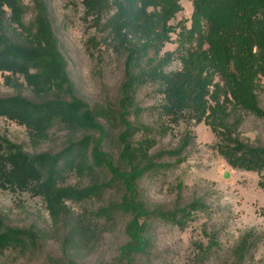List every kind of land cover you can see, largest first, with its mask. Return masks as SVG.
Listing matches in <instances>:
<instances>
[{"label": "trees", "instance_id": "obj_1", "mask_svg": "<svg viewBox=\"0 0 264 264\" xmlns=\"http://www.w3.org/2000/svg\"><path fill=\"white\" fill-rule=\"evenodd\" d=\"M191 1L194 10L190 28L179 32L175 52L160 56L171 35L176 34L171 21L182 11L180 0H82L85 14L98 22L115 8L107 28L115 50L125 55V79L115 110L91 105L76 95L55 36L48 0H32L36 17L29 25L24 22L22 0H0V72L21 76L39 98L35 101L22 93L0 96V117L24 126L35 142L48 139L57 124L71 133L64 148L54 153L29 154L0 137V186L41 197L54 225L70 214L68 203L100 199L110 189L120 191L118 200L92 212L96 221L107 223L114 222L118 215L128 217L127 240L118 247L113 264H143L142 260L151 258V220L184 228L196 211L206 209L200 200L169 211L151 209L139 199L138 182L144 176L173 166L157 160L167 155L176 158V164L182 163L183 152L192 140L185 135L177 149L150 153L155 146L153 130L128 118L131 113L138 117L142 112L135 101L136 89L142 84H159L164 99L160 114L171 122L178 123L187 116L211 127L223 141L219 152L227 163L234 169L259 174V186L264 190V145L249 144L235 136L231 127H237V120L229 125L240 112L264 118L257 94L259 83L264 81V0ZM7 19L23 30L26 43H17L6 33ZM175 54L182 68L167 73L165 67ZM6 83L19 87L10 76H6ZM119 123L123 129L115 157L104 149V143L110 136L107 126ZM140 132L144 137L133 144L131 138ZM79 133L81 137L74 139ZM69 173L81 180L91 178L90 182L81 187L68 185ZM99 173L106 177L101 178ZM82 216L88 220L86 213ZM77 226H72L67 235L70 243L75 241L73 231ZM38 238V231L8 226L0 215V253L34 247ZM245 242L237 248L239 257ZM65 260L49 256L47 264H80Z\"/></svg>", "mask_w": 264, "mask_h": 264}, {"label": "rangeland", "instance_id": "obj_2", "mask_svg": "<svg viewBox=\"0 0 264 264\" xmlns=\"http://www.w3.org/2000/svg\"><path fill=\"white\" fill-rule=\"evenodd\" d=\"M26 8L24 22H34L36 10L32 0H22ZM182 11L171 21L176 34L166 44L160 56L175 52L179 44V32L190 28L194 10L191 0H180ZM50 19L59 49L67 62L69 77L75 93L91 105L111 106L118 109L121 86L125 79V55L114 48L113 36L107 28V20L98 22L85 14L82 0H48ZM7 18L10 12L7 10ZM6 33L17 43H26L21 28L6 20ZM182 68L178 54L165 67L167 73ZM10 76L19 87L8 85ZM257 90L260 106L264 109V81ZM18 93L38 101L26 86L24 79L0 72V96ZM135 101L142 109L139 116H128L132 123L140 122L153 130L155 146L151 154L162 150L177 149L185 135L192 140L183 152L184 161L176 164V158L164 155L157 161L172 163V167L153 172L138 182V196L148 208L166 211L177 206L200 200L206 209L196 211L184 228L153 219L148 237L152 256L143 264H264V190L259 186L260 175L231 167L219 152L223 143L204 122L197 123L184 116L178 123L160 114L164 103L158 83L147 82L136 89ZM237 120L231 130L242 141L264 145V118L240 112L229 125ZM105 122V121H104ZM110 136L104 149L115 157L120 151L118 135L121 123L107 126ZM222 132V130H220ZM74 135V139L81 137ZM144 133H137L131 142L141 140ZM0 137L21 146L29 154L44 151L58 152L68 142L71 133L62 125L53 126L48 139L35 142L22 125L0 117ZM124 168V164L118 163ZM98 176L105 178V173ZM91 178L81 180L74 173L66 176V184L86 186ZM120 191L108 190L102 198L73 204L68 203L70 214L58 225L52 224L44 200L30 191H17L0 186V215L8 226L38 231L36 245L22 249H7L0 253V264H47L49 256L73 260L80 264H113L118 247L125 243V227L128 217L118 215L114 222L95 220L92 212L110 201L120 198ZM87 214L88 220L83 219ZM82 216V217H81ZM77 219L82 223H77ZM79 225V226H77ZM72 226L75 241H67ZM80 227V228H79ZM91 227V229H89ZM246 239L239 257L237 248ZM65 260V261H66Z\"/></svg>", "mask_w": 264, "mask_h": 264}]
</instances>
